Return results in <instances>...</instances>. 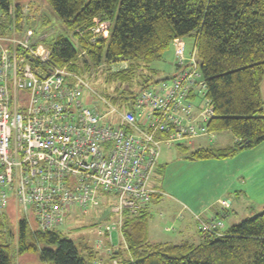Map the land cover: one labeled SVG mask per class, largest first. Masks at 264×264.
<instances>
[{
    "label": "built area",
    "instance_id": "obj_1",
    "mask_svg": "<svg viewBox=\"0 0 264 264\" xmlns=\"http://www.w3.org/2000/svg\"><path fill=\"white\" fill-rule=\"evenodd\" d=\"M3 19L0 10V214L12 208L33 228L59 230L74 206L85 213L104 199L113 218L99 232L111 244L123 213H138L158 192L161 146L212 137L195 48L186 53L175 40V74L142 88L130 105L95 94L102 107H90L84 78L49 63L45 35ZM107 28L95 21L92 31L105 36ZM195 219L202 233L221 235V221Z\"/></svg>",
    "mask_w": 264,
    "mask_h": 264
},
{
    "label": "trees",
    "instance_id": "obj_2",
    "mask_svg": "<svg viewBox=\"0 0 264 264\" xmlns=\"http://www.w3.org/2000/svg\"><path fill=\"white\" fill-rule=\"evenodd\" d=\"M24 1L0 0L7 28L14 25L19 30L24 21L35 26L21 13ZM44 1L60 25L57 33L42 40L50 48L51 65L65 66L82 76L102 63L126 64L121 70L109 71L105 79L107 84L121 87L104 98L116 106L130 105L142 88L157 81L146 77L134 89L132 84L137 76L142 77L138 74L142 67L159 60L175 40L194 38L192 47L213 111L206 128L212 133L229 131L237 140L227 147L176 145L183 151L192 148L186 154L189 160L232 158L264 142L260 93L264 78V0ZM11 6L14 12L9 13ZM41 21L45 26L48 19ZM95 21L108 24L105 36L93 33ZM154 195L157 193L151 199ZM148 218L146 207L136 214L123 213L121 235L126 248L124 255L118 250L110 257L116 264H264V207L230 225L220 236L198 229L199 244L148 241ZM9 224L7 215L0 214V264H18L16 259L21 256H36L39 264H110L111 260L104 263L103 258L97 259L99 252L92 246L75 244L59 230L42 231L33 228L32 222L19 219L12 232Z\"/></svg>",
    "mask_w": 264,
    "mask_h": 264
},
{
    "label": "rangeland",
    "instance_id": "obj_3",
    "mask_svg": "<svg viewBox=\"0 0 264 264\" xmlns=\"http://www.w3.org/2000/svg\"><path fill=\"white\" fill-rule=\"evenodd\" d=\"M20 7L21 13L26 12L25 16H27L35 25L32 27L34 31L40 28V32H36L37 35L43 36L45 34V36H48L57 33L60 26L58 23L59 21L52 14L49 6L44 0H25L22 2ZM43 18L48 19V22H46L45 26L44 24L41 25V20H44ZM181 41L186 47V53H189V49L192 48V43H194V38L186 37L181 39ZM174 48L175 43H171L159 60L153 61L145 67H142L141 71L138 73L139 75H142V77L140 78L137 76L136 80L132 84L134 89H137L142 83L143 79L146 77H150L153 80H159L164 79L165 77H171L175 74L176 69L173 65L175 63ZM122 62L123 61L110 64L102 63L99 67L91 69L90 72L82 74V77L91 90L89 91L86 89L88 93L85 91L83 92V99L86 96L87 100L91 104L89 105L90 107H102V104L97 96L105 98L106 95L112 94V90L116 87L119 89L121 88L119 87L118 83L107 84L105 79L109 71L114 72L125 67L126 64H123ZM89 94L91 98H89ZM225 136L227 135L223 134L221 136V141L228 143L229 138L227 136L228 140H226ZM199 143L205 145L201 141ZM208 146H217V143ZM191 149L192 148H187L186 151H183L181 148L176 146H161L159 157L161 168L159 171V176L155 180V184H157L159 188L160 196L157 198H152L148 205L149 218L146 227V229L149 230V234L147 230L148 241H169L161 234H159L161 237L157 234L159 233L158 229L163 228V231H161L164 232V230H166L165 228H169L173 229L172 232H174L177 229L176 225L182 221V218H185V221L190 222V215L193 212L192 208L198 209L194 205L196 203L207 204V202L214 198L216 192L218 191V185H221L225 182L226 174L221 173L222 176L218 177L217 174L214 175V173L210 171L207 166H202L198 161L189 160L186 154H188ZM255 174L256 171L253 173V175ZM258 179L259 177L255 178L253 182H258ZM238 197V200L233 202V206H236L235 219L233 218V213L230 209L226 211V216L222 218L225 231L230 227V225H233L234 223L237 224L248 218L250 216L249 212L253 211V209L256 210V214L257 212H260L257 211L255 204H252L251 207H247L245 206L246 204L243 197ZM183 206H185V210H180V208ZM195 213H198V211ZM7 218L10 222L9 229L12 232H15V226L19 219L14 215L12 208H9ZM112 218L113 217L108 210L107 202L102 199L100 206L92 207L86 213H82L80 208L74 206L67 214V218L64 224L59 228V231L64 236L70 238L75 244L83 242L87 243L89 246H92L93 249L99 252V257L97 259L106 258V261H110V257L113 255V253L118 251L117 249L123 245L121 232L114 231L111 233V244H109V242L108 244H105V242L100 244V239L104 241L106 240L103 238V236L98 237V233L99 229L104 226V224L108 223V221ZM149 220L150 224L148 223ZM194 225V222H191L190 230H192L194 227V231L198 237L199 234L197 233ZM188 236L189 237L187 238H183L181 234L172 241L175 243L180 241H187L193 244L199 243V241H194L196 237H194L195 234L193 231H188ZM9 242L12 244V246H14L13 239H10ZM107 247L108 249H111V254L106 252ZM26 262H31L30 264H39V260L36 256L35 258L34 256H21L17 257L16 259V263L18 264Z\"/></svg>",
    "mask_w": 264,
    "mask_h": 264
},
{
    "label": "crops",
    "instance_id": "obj_4",
    "mask_svg": "<svg viewBox=\"0 0 264 264\" xmlns=\"http://www.w3.org/2000/svg\"><path fill=\"white\" fill-rule=\"evenodd\" d=\"M173 43H176V41H174ZM260 93H261V97L263 98L264 78L262 79L261 84H260ZM263 110H264V105H263ZM223 134L228 136L229 138L228 143L225 141H221V136ZM227 136H225L226 140H228ZM236 140L237 139L234 138L233 135L229 131H222L219 133H213L212 137L202 136V137L195 138L193 141V147L194 149H196L199 147H207L208 145H212L216 143H217V146L219 147H227V146L233 145L236 142ZM200 141L203 142L205 145L200 144L199 143ZM198 162L202 166H207L208 169L212 171L214 175L217 174L218 177L222 176L221 173L226 174L225 182L222 183L221 185H218V191L216 192L214 198H212V200L207 202V204L196 203L194 205L198 209L192 208L193 212L190 215L191 216L190 222L185 221V218H182V221H180L179 224L176 225L177 229L174 232H172L173 229H169V228H165L166 230H164V232H162L163 228L158 229L159 233L157 234L158 235L161 234L163 237L169 240V241H163V242L176 244L172 240L176 239L178 235L182 234L183 238H187L189 237L188 231H193L195 234L194 237H196L194 241L195 242L199 241L200 243L201 236H200V232L198 231V223L195 219V216L197 215L200 216V218L205 222L221 221L223 224L224 222L222 218L226 216L225 215L226 211L230 209L231 212L233 213V218L235 219L236 206L235 207L233 206V202H235V200L236 201L238 200L239 198L238 196L243 197L244 202L246 204L245 206L247 207H251L252 204H255V206L257 207V211H261L262 208L264 207V142H262L261 144H259L258 146L252 149L243 150L232 158L221 159V160H203V161H198ZM160 168H161V164L159 162L158 171H157L158 175H159ZM255 171H256V174L253 175ZM257 177H259V179L257 180L258 182L254 183L253 181ZM156 186L157 185H155V188ZM156 189L158 192H157V195L153 196V198H157L158 196H160L158 186ZM148 205L146 208L149 211ZM183 209L185 210V206L180 208V210H183ZM196 211H198V213H195ZM255 211L256 210L253 209V211L249 212L250 216L256 214ZM150 220L148 222L149 224H150ZM191 222H194L195 224L194 225L195 229L197 233L199 234L198 237L194 231V227L192 230H190ZM224 231L225 230H224V224H223V227L221 228L220 232L223 233ZM99 233H98V237L99 236L102 237L103 235H101V233L99 235ZM148 234H149V230H148ZM100 240L102 242H105V244H108L107 241H104L102 239ZM180 242H185V241H180ZM180 242H177V243H180ZM152 243H161V242H152ZM125 248L126 247L123 241V245L119 247L120 250L119 249L117 250H119L121 254L124 255ZM105 259H103L104 263H107L106 261L107 259L106 260Z\"/></svg>",
    "mask_w": 264,
    "mask_h": 264
},
{
    "label": "water",
    "instance_id": "obj_5",
    "mask_svg": "<svg viewBox=\"0 0 264 264\" xmlns=\"http://www.w3.org/2000/svg\"><path fill=\"white\" fill-rule=\"evenodd\" d=\"M175 65V64H174ZM176 66V65H175ZM165 79H167V77H165Z\"/></svg>",
    "mask_w": 264,
    "mask_h": 264
}]
</instances>
